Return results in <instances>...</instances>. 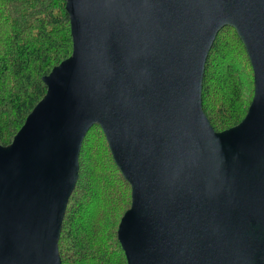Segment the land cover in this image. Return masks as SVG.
Here are the masks:
<instances>
[{
    "label": "water",
    "instance_id": "obj_1",
    "mask_svg": "<svg viewBox=\"0 0 264 264\" xmlns=\"http://www.w3.org/2000/svg\"><path fill=\"white\" fill-rule=\"evenodd\" d=\"M71 54L0 145V264H62L58 240L86 131L99 125L130 206L126 264H264V0H65ZM236 30L253 71L245 116L202 108L208 51Z\"/></svg>",
    "mask_w": 264,
    "mask_h": 264
},
{
    "label": "trees",
    "instance_id": "obj_2",
    "mask_svg": "<svg viewBox=\"0 0 264 264\" xmlns=\"http://www.w3.org/2000/svg\"><path fill=\"white\" fill-rule=\"evenodd\" d=\"M65 0H0V145L11 143L26 115L46 93L43 82L72 51ZM244 44L231 26L218 31L202 79V108L223 131L245 116ZM245 79V78H244ZM254 89V85L252 87ZM85 134L78 180L67 201L58 240L62 264H126L116 227L130 206L128 182L111 157L99 125Z\"/></svg>",
    "mask_w": 264,
    "mask_h": 264
},
{
    "label": "rangeland",
    "instance_id": "obj_3",
    "mask_svg": "<svg viewBox=\"0 0 264 264\" xmlns=\"http://www.w3.org/2000/svg\"><path fill=\"white\" fill-rule=\"evenodd\" d=\"M240 64L243 65V69L244 70L241 69L240 71H242V74H243V76L245 78V79L242 78L244 80L243 83L245 85V87H243V97H245V99L248 100V98H250V94H252V92H253V89H252V87H253V85H252V75H251V71L247 67L246 63H240Z\"/></svg>",
    "mask_w": 264,
    "mask_h": 264
}]
</instances>
